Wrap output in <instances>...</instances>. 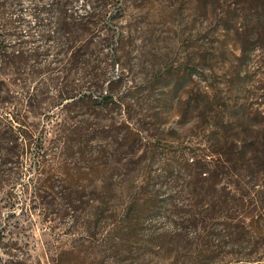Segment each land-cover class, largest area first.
Here are the masks:
<instances>
[{
	"label": "rangeland",
	"instance_id": "374dc122",
	"mask_svg": "<svg viewBox=\"0 0 264 264\" xmlns=\"http://www.w3.org/2000/svg\"><path fill=\"white\" fill-rule=\"evenodd\" d=\"M97 6L82 64L0 66V264H264V0Z\"/></svg>",
	"mask_w": 264,
	"mask_h": 264
},
{
	"label": "trees",
	"instance_id": "16d2710c",
	"mask_svg": "<svg viewBox=\"0 0 264 264\" xmlns=\"http://www.w3.org/2000/svg\"><path fill=\"white\" fill-rule=\"evenodd\" d=\"M25 3L29 6H23ZM77 3L83 9L88 7V11L79 12V9H74ZM98 3L99 0H0V22H2L0 31L1 33L5 32L6 37L13 36L16 41L14 43L5 40L0 41V66L13 67L16 65L23 67L30 63L33 65L45 64V73H48L50 72L48 68L50 64L62 66V70L72 65L82 64L83 59L85 60L83 52L87 50L90 44L80 43L75 48L78 38L80 40L83 35L100 28L106 22L107 15L109 22L114 19V15L100 13ZM27 17H30L32 21L26 20ZM257 22L260 23V21ZM110 39L112 41L114 38L110 37ZM53 47L55 48V55L50 62L42 63L43 60L49 59L47 53ZM72 49L75 50L74 53ZM66 76L67 73L62 71L61 79ZM93 78L97 77L93 76ZM97 86V83L93 85L95 92H97ZM112 91L113 88L110 85L109 93L101 94V104L112 100ZM175 91L177 93L178 89L176 88ZM1 92L4 91L0 90ZM5 92L4 97L0 96V108H3L5 104L12 105L9 92L6 90ZM70 92L67 89L58 91L61 101L76 98L75 96L70 97L72 94ZM77 99L78 101L80 99L90 100L91 97L90 95H82ZM1 131L9 134L10 137L13 135L11 126L8 129L1 127L0 133ZM23 154L25 152L22 151L20 156ZM39 157L42 158L43 154ZM123 262L124 264H133L132 260H124Z\"/></svg>",
	"mask_w": 264,
	"mask_h": 264
}]
</instances>
